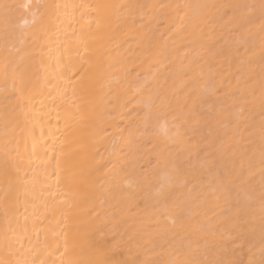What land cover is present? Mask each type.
<instances>
[{"label":"bare ground","instance_id":"6f19581e","mask_svg":"<svg viewBox=\"0 0 264 264\" xmlns=\"http://www.w3.org/2000/svg\"><path fill=\"white\" fill-rule=\"evenodd\" d=\"M0 264H264V0H0Z\"/></svg>","mask_w":264,"mask_h":264}]
</instances>
